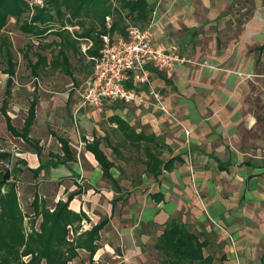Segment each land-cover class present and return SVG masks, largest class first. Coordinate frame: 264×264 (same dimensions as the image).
Returning a JSON list of instances; mask_svg holds the SVG:
<instances>
[{
	"label": "rangeland",
	"instance_id": "374dc122",
	"mask_svg": "<svg viewBox=\"0 0 264 264\" xmlns=\"http://www.w3.org/2000/svg\"><path fill=\"white\" fill-rule=\"evenodd\" d=\"M193 2L197 4L198 0ZM149 3L153 6L154 14L153 22L147 27L161 35L160 41L179 44L177 39L181 36L175 35L171 13L164 12L166 8L161 0H152ZM232 5L228 15L234 20L238 5L248 8L252 5V0H232ZM248 13L249 10L241 13V23L244 22V15ZM235 21L238 22V19ZM69 29L72 32L79 30L73 27ZM186 34L188 36L185 37H189L190 33L186 31ZM2 37H8L12 42V52L17 60L13 95L8 111L13 124L18 128L23 126L30 103L40 98V90L46 93L44 94L46 98L52 93V96H57L58 99L55 101L56 105L50 106L47 112L54 109L60 113L59 116L63 114L64 120L53 118L44 109L38 120V132L35 135L49 136L48 133L51 132L56 139L58 138L57 140L68 138L77 148L75 150L81 151L82 159L87 161L91 158L84 151V140L92 142L94 137H98L102 139V149L115 165L112 169L114 180L103 178L95 186L77 176L70 177L69 181H66L65 177L56 179L58 184L68 182L65 185L72 189H68L65 196L67 200L80 189L84 191L76 196V199L82 206L84 205L86 209L84 213L93 217L97 224L106 219H110L111 222L100 232L102 238L98 242L99 249L94 257L91 259L87 251L80 250L79 257L69 264H163V256L155 251L154 244L165 224H157L154 220L145 221L143 211L146 210L145 213L149 211V205L155 209H167L175 214L174 217L179 221L186 220L198 230H203L202 235L205 234L211 241L210 247L207 248L208 252L214 253L217 260H220L219 257L222 255L220 249L228 247L234 251L236 249L247 251L253 262L259 259L260 254L264 253V79L259 84H249L238 111L230 95L224 97L221 92L212 94L208 88L201 87L200 84L203 82H198L196 78L190 76L191 67L183 68L181 75H177V72L163 73L162 76H166L168 80L158 78L154 88L163 103L161 105L149 89L139 88L140 99L135 103H106L102 107L93 108L80 104L81 89L94 72L92 58L86 56L92 46L90 41L81 40L79 54L71 55L72 78L48 66L40 67L37 71L39 77H35L30 64L37 62V51H41L50 59V52L55 47L38 49L40 41L23 34L14 20L0 33V43ZM58 40L54 35H50L45 42ZM208 42H203V47L207 46ZM183 47L186 53L190 51L187 46ZM260 66L264 71V62ZM6 68L7 65L1 59L0 148L12 152L13 163L8 167L1 161L0 171H5V174L7 169L10 170L11 179L8 181H13L14 177L16 179L18 195L20 196L22 192L19 201L23 212L32 214L31 196L23 193V183H34L33 175L27 172V165L23 162L22 156L23 151L36 153V144L42 150L43 148L40 145L41 140L32 137L31 134V142H26L13 136L8 130L6 118L1 112L9 78L4 73ZM215 104L218 112L214 111ZM231 106L237 111L236 124L225 127L210 123L211 119L220 120L223 117L222 108L223 112L229 109L232 114ZM117 115L125 118L137 132L157 135L160 147L155 150L154 146L153 149L161 159L183 155L185 164H178L174 172L163 174L161 183L156 182L146 168L148 158L145 146L131 143L116 124L111 122V119L118 117ZM60 148L61 146L55 144L52 149L61 151ZM232 151L239 155V160L232 159ZM210 153L226 163L233 160L234 166L230 172H220L215 159L206 155ZM79 154L76 155L77 158ZM51 162L55 160L43 159L41 165L45 167V172L51 169ZM245 163H250L254 167H248ZM15 164L19 171L13 172ZM44 173L40 177L35 176L36 188L41 195H51L53 191L46 201L51 204L50 209L54 210L56 181L50 180L51 172L50 175ZM158 191L165 192L166 206L158 207L151 201L149 194ZM107 199H112L114 209L111 212L107 203L105 204ZM206 216L207 221H204ZM213 216L221 220L220 227L226 232L224 235L227 239L219 241L222 236L213 228L215 224ZM30 221L31 218L28 217L26 219L28 226ZM85 221L87 220L83 221L82 230H90L92 223L86 224ZM39 223L38 219L37 227ZM94 225L96 224L93 222ZM209 225L213 230L211 232L206 230ZM72 234L71 232L70 235ZM108 245L112 248H108ZM105 249H114L115 253L104 252ZM142 250L145 252L141 253Z\"/></svg>",
	"mask_w": 264,
	"mask_h": 264
},
{
	"label": "trees",
	"instance_id": "16d2710c",
	"mask_svg": "<svg viewBox=\"0 0 264 264\" xmlns=\"http://www.w3.org/2000/svg\"><path fill=\"white\" fill-rule=\"evenodd\" d=\"M153 11L147 0H42L41 3L31 0H0V33L14 20L23 34L40 41L38 49L55 47L50 52V59L41 51H37V62L30 64L33 76L39 77L38 69L48 66L72 78L71 55L79 54L81 40L92 43L86 56L91 57L95 63L94 58L99 56L104 46V35L127 36L130 23L147 27L153 19ZM107 17L111 18L110 26ZM69 27L79 30L72 32ZM50 35L59 40L45 42ZM1 59L7 65L4 73L9 76L1 112L6 118L9 132L15 137L31 142L30 134L36 120L37 100L30 103L21 129L14 126L8 114L17 69L12 42L8 37L1 39ZM116 121L120 123L119 126L127 138L133 142L145 141L157 145L154 137L137 134L126 123L118 119ZM59 140L64 156L57 162H51L52 166L76 158L69 140ZM84 142L87 150L95 155L102 167L104 177L114 180L111 173L114 165L100 149L101 140L95 138L92 142ZM35 147L40 155L41 147L37 144ZM146 151L149 152L148 169L157 177L161 174L159 166L164 162L157 159L149 149ZM174 161L175 159L168 161L164 167L171 169ZM16 168L17 164L14 165L13 172L19 171ZM44 169L43 165L35 170L29 168L35 175ZM4 172L0 171V264H69L79 257L80 250L87 251L91 259L94 257L99 249L100 232L106 227L108 220L94 225L90 230H82L83 221L88 220V216L83 211L70 209V202L78 192L71 194L66 201H59L54 210L50 209L46 199L36 194L31 202L33 213L26 214L19 201L15 177L13 181L4 182ZM28 217L31 218L29 226L26 222ZM38 219L40 223L37 227ZM209 245V240H203L201 234L192 232L185 224L172 219L155 243V248L163 256V264H213L214 257L205 255L204 252Z\"/></svg>",
	"mask_w": 264,
	"mask_h": 264
},
{
	"label": "crops",
	"instance_id": "0c3cea01",
	"mask_svg": "<svg viewBox=\"0 0 264 264\" xmlns=\"http://www.w3.org/2000/svg\"><path fill=\"white\" fill-rule=\"evenodd\" d=\"M151 1L152 0H147L148 3ZM161 3L164 5V8H166L164 12L171 13L172 15L171 21L173 22V26H174L173 30L175 31V35L181 36L180 38L177 39L180 42L179 44L181 45H179L178 43H176L175 45L179 47L182 55H184L185 57L191 59L196 63V64L188 63V64L178 65L170 73L177 72V75H181L182 73L180 72L183 68L191 67L190 76L196 78L198 82L202 81L203 84H200L201 87L208 88L209 91L212 92V94L221 92L224 95V97H226L225 95H230L229 97L231 98V100H233V103L237 105L236 109L238 111L243 103L242 97H244L247 94V88L249 87V84L251 85L255 83L259 84L262 81V79H264V71L260 66L264 62V0H252V5H250L248 8L244 7V5H238L237 7L238 11H236V16L234 20H232V16L228 15L230 9L233 7L232 0H198L197 4L193 2V0H161ZM247 10H249V13L247 15L246 14L244 15V19H243L244 22L241 23V19H242L241 13ZM235 19H238V22H236ZM165 21L167 22L168 19H166ZM151 22H153V19ZM153 31H154L153 33L155 40L158 43L164 45L174 44L172 42H166L163 40L160 41L161 35L158 34V32H156L154 29ZM186 31L190 33L189 37H185L188 36L186 34ZM160 32L161 31L159 30V33ZM206 39L207 41H205ZM203 42L205 43L208 42L209 44L203 47ZM183 46H187L190 49V51L187 52L188 54L186 53L185 48ZM201 62L206 64L204 65L198 64ZM163 73H167V72L163 70H154L153 72L154 84L157 83L159 77L163 81L168 80L166 76H162ZM44 94L46 93L45 92L43 93L42 90L39 91L40 98L37 100L36 120L31 130V136L32 137L34 136L36 137V139L41 140L40 145L42 146L43 150L40 155L37 152L35 153L31 151H23V156H22L24 160L23 162L27 165L26 166V168L28 169L27 172H30L33 175L32 180L34 181V183H28V184L23 183L24 185L23 193H25L26 196H31L30 202L33 201L36 194L47 200L48 196H51L53 191L51 195H45V194L41 195L36 188V183H35L36 175L32 171H30L29 168L34 170L38 169L41 166L44 158L55 160V162H57L58 159L64 156V151L62 150V144L59 140H57L58 138L56 139L54 137L53 133L52 134L51 132L48 133L49 136H47V134L46 136H39L41 138L35 135V133L38 132L37 131V126L39 123L38 120H40L42 111L45 109L47 112L50 106L52 107L56 105L55 101L58 99L57 96H52L53 95L52 93L50 94L51 96L47 95L48 96L47 98L44 96ZM106 103H120V102H105L102 106H104ZM95 108H99V107H95ZM223 110L224 108H222L221 110V112L223 113V114L221 113L223 117L220 120L217 118L211 119L210 123L215 126L219 125L225 127H229L233 124H236L237 120L235 119L236 116L235 114L237 111H235L233 106H231L232 114L230 113L229 109H227L225 112H223ZM214 111L216 112L219 111L216 109V104ZM47 113L50 114L53 118H57L58 120H64V118H62L63 114L59 116L60 113L55 112L54 109L49 110ZM117 116H118L117 118L111 119V122L116 124V126L120 130H121L119 126L120 123L117 122L116 119L121 120L122 123L123 122L126 123L137 134H144L148 137L151 136L154 137V141L157 143V145L154 143L148 144L145 141L141 143H136L133 142L131 139L127 138L124 131L121 130L131 143L140 146L144 145L146 150L149 149V151H151L157 157V159L164 162L159 166L161 174H159L156 177L153 174V172L148 169L147 162L149 161V159H147L146 161L147 171L153 175L156 182L161 183V178L163 174L164 173L169 174L174 172L178 164L181 165L185 164V158L183 155H174L166 160L161 159L159 155L155 153V150H158L157 148L160 147L157 135L155 134L148 135L143 132H137L125 118L119 115ZM23 126H24V122H23ZM95 138L100 139L98 137H94L93 140ZM55 144L61 146L60 148L61 151L52 149L53 147H55ZM69 144L71 150L75 153V155L80 153L78 155V158L76 156L75 160L73 161H68L66 163H61L57 166H52L51 169H49L48 171L46 170L45 172V170H42L39 175L37 174V176L40 177L44 172H45L44 174L48 173L49 175L50 172L52 173L50 180L56 181L54 182L55 190H56V192H54L55 205L60 200H65V201L67 200L65 196H67L68 194V189L69 190L72 189H70V187L65 184L68 183L66 181H69V179H71L74 176L80 177L82 180L84 179L94 186L96 185V183L101 182L103 178L107 180V178L104 177V171L100 166L99 162L97 161V159L95 158V155L87 150L86 142H84V148H85L84 151L90 155L92 161L89 160L88 158H87L88 161L82 159L81 151L79 150L80 151L79 152L75 150L77 148L73 146L71 140H69ZM154 146L156 148L155 150L153 149ZM100 149L106 154V152L102 149V141L100 144ZM145 153L148 158L149 152L147 153L146 151ZM206 155L210 158L215 159L218 170L220 172H225V173L230 172L231 168H233L234 166L233 160L226 163L213 153ZM231 157L234 160L237 159L239 160L240 158L239 155L233 151L231 153ZM174 159L175 161L172 164V168L166 169L164 167L165 163H167L168 161L170 162ZM245 165H247L248 167H254V165H250V163H245ZM18 166L22 167L21 165ZM114 167L115 165L113 166V168ZM112 169H111V173H112ZM20 171L23 173L22 169ZM62 177L63 178L65 177L66 181L62 184H58L56 179ZM81 193H84V191L80 189V191H78V194L74 195V198L70 202V209L76 212L83 211L86 213L85 211L86 209L84 205L82 206V204H80L78 199H76L77 198L76 196H79ZM164 193L158 191L154 194H149V196L151 197L150 198L151 201L154 202L155 205H157L158 207L160 205L166 206L167 205L166 195ZM21 194L22 192L20 193V196ZM111 201L112 199H107L105 202V204L107 203L106 205H108V209L110 212L114 209V206L111 204ZM47 203L49 207H51V204H49V202ZM149 208H150L149 211H147L146 213H145L146 210L143 211V214L146 218L145 221L149 222L151 220H154V222H156L157 224H161V225L165 224L163 230L167 226L168 222H170L172 219H177L176 217H174L175 214L171 213V211L167 209L164 208L163 210L161 208L155 209V207L152 205H149ZM88 217H89L88 220L85 221L86 224L92 223V227H93V222L97 224L96 220L93 219V217L90 216ZM106 220H108V224L106 225L107 227L111 222L110 219H106ZM213 220L215 221V224L213 226L215 232L219 233L222 236L220 237L219 241L227 239L226 235H224L226 234V232L222 230L220 227V225H222L221 220L215 217L213 218ZM204 221H207V216L204 217ZM179 222L188 226L192 232L197 233V231H199L200 233L198 232L197 234H201L203 240L209 239L205 237V234L202 235L203 230H198L197 227L193 226L191 223L189 224L188 221L185 220ZM206 230L208 232L213 231L211 225L207 226ZM160 235L158 237H160ZM135 237L136 236H134V238ZM209 244L211 245V241H209ZM108 248H112V247L108 245ZM155 251L160 254V252L157 249H155ZM208 251L209 250L207 248L204 250L205 255H212L214 257L213 264H263V257H264L263 252L260 254L259 259L253 262L252 256L249 253H247V251H241V249H236V251L231 249V247H228L226 249H220L222 254L221 257H219L220 260H217L216 258L217 256L215 257L214 253L210 254ZM104 252H110V254L115 253L114 249H105ZM140 252L142 253L145 251L142 250Z\"/></svg>",
	"mask_w": 264,
	"mask_h": 264
},
{
	"label": "built area",
	"instance_id": "2783aa9c",
	"mask_svg": "<svg viewBox=\"0 0 264 264\" xmlns=\"http://www.w3.org/2000/svg\"><path fill=\"white\" fill-rule=\"evenodd\" d=\"M107 21L110 26L111 18ZM103 41L99 56L94 58V72L80 92L82 106L135 103L140 99L139 88L149 89L161 105L154 88V70L170 73L178 65L196 64L182 55L177 45L158 43L149 27L130 25L127 36L106 34Z\"/></svg>",
	"mask_w": 264,
	"mask_h": 264
},
{
	"label": "water",
	"instance_id": "95a60500",
	"mask_svg": "<svg viewBox=\"0 0 264 264\" xmlns=\"http://www.w3.org/2000/svg\"><path fill=\"white\" fill-rule=\"evenodd\" d=\"M0 160L4 162L8 167L12 165L13 161V154L10 151L3 150L0 148ZM11 179V173L10 170H7L4 174L3 181H8Z\"/></svg>",
	"mask_w": 264,
	"mask_h": 264
}]
</instances>
